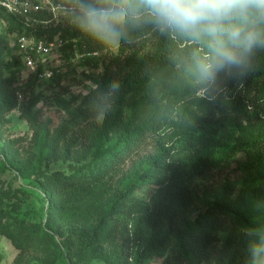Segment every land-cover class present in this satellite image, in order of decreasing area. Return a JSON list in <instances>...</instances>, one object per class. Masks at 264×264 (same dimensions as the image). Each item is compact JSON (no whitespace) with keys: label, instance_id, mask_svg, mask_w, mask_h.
Instances as JSON below:
<instances>
[{"label":"trees","instance_id":"16d2710c","mask_svg":"<svg viewBox=\"0 0 264 264\" xmlns=\"http://www.w3.org/2000/svg\"><path fill=\"white\" fill-rule=\"evenodd\" d=\"M55 2L74 11L65 21L39 26L38 35L59 34L70 49L64 50L63 57L74 55L75 48L88 62L96 61L93 55H98L104 71L97 87L78 106H71L78 95L60 100L71 116L48 141V129L37 126L38 112H33L38 98L28 102L19 98L23 88L17 68H11V63L21 62L19 51L6 61L5 46H1L25 27L0 7L6 25L0 36V132L10 113L20 109L21 117L39 132L40 155L47 159L51 156L44 152L48 143L67 142L70 129L88 128L91 123L97 128L90 136L93 150L88 160L70 163L65 169L41 161L37 173L38 187L50 201L48 226L70 228L60 241L61 256L76 263L96 260L105 264H151L159 257L172 264L170 250L180 249V264H264V82L260 83L264 80V43L243 52L239 65L214 67L203 75L197 62L205 58L212 62L206 39L196 41L162 30L151 17L140 15L120 26L118 46L111 47L81 28V4L99 6L98 0ZM37 17L52 18V14L39 12ZM6 68L11 69L9 75L4 74ZM238 80L245 86L235 94L228 90L230 101L221 98L222 105L233 103L231 108L204 105L202 90L220 82L233 87ZM113 81L119 82L117 90L110 87ZM253 91L261 92L262 99L249 114ZM166 133L173 135L176 144H162L114 192L109 179L115 168L149 136ZM64 151L69 155V148ZM226 152L240 154L244 160L216 179L213 160ZM2 153L14 168L17 162L9 158V150L2 149ZM146 187L153 188L146 196L136 192ZM1 194L15 192L0 193V234L20 252L32 247L46 251L45 227L27 212L4 207Z\"/></svg>","mask_w":264,"mask_h":264},{"label":"rangeland","instance_id":"374dc122","mask_svg":"<svg viewBox=\"0 0 264 264\" xmlns=\"http://www.w3.org/2000/svg\"><path fill=\"white\" fill-rule=\"evenodd\" d=\"M44 6L46 7L45 14L49 15L50 11L52 12L48 8L50 5L44 4ZM70 11L68 13L67 10L58 9L56 10L57 17L52 12L54 22L65 21L66 17L74 10ZM5 27V22L0 18V36L2 32L4 33ZM66 44L64 43L59 51L48 56L44 60V63L41 64L42 67L39 65L37 70H29L21 58L22 63H11V68H17L15 70L19 85L23 88L19 96L20 100L22 102H28L29 100L38 98V104L33 108V112H38L37 126L48 129V141L53 140V137L60 131L63 122L71 116L68 111L62 109L60 100H70L74 95H78L79 99L71 103L73 108L78 106L81 98L89 93L92 88L97 87L98 80L104 71V64L101 60L97 59L98 55H93L96 61L88 62L86 60L87 56L78 52V48H75V53L71 57H63L64 52H69L70 50L65 47ZM1 46H5L3 55L6 61H11L13 56L18 55L15 36H12L9 42H1ZM6 64L5 62V67ZM40 67L42 70H40ZM10 70L6 68L4 74L9 75L11 73ZM233 74L231 72L230 77ZM263 82L264 80L260 81V83ZM244 86V82L239 83V80L233 84V87L223 82L215 84L209 89L202 90L201 96L208 101H204L203 103L204 105H211L219 110L231 108L233 103L222 105V95L230 101V97L228 96L229 91L233 90L235 94ZM249 99L251 101L248 103L250 105V107L248 106V110L249 114H252L255 108H259L257 103L261 102L262 93L253 91ZM9 117V122H7L0 132V193H2V190H11L15 194L11 196L1 194L6 201L4 207L8 209L16 208L22 212H27L29 218L34 217L33 220L35 222L41 223L46 231H48V235L46 236L44 234L45 237L42 241L44 246L48 245V247L46 251H44V247H32L24 252H20L10 239L0 234V264H105L96 260L76 263L61 256L60 241L67 235L70 228L68 226H48L47 209L50 206V201L38 187L41 180L37 176V173L42 169L40 167L41 161H44V165L48 164L51 167L65 169L70 163H75L79 160H88L93 150V145L91 144L92 137L90 138V136L97 128L94 125L91 126V123V127L89 126L88 128L79 126L70 129L67 137L69 140L67 142L61 140L56 145H51L52 142L48 143L44 152H51V156L43 159L39 150V132L36 133L35 128L26 119L21 117L20 109L13 110ZM250 120L253 121V119ZM10 142L13 143L10 145ZM174 143L176 144V139L171 134L166 133L164 135L149 136L140 148L131 155H128L115 168L113 175L109 179V184L113 186V191L117 192L123 182L129 177H132L134 170L146 159L155 156L159 152L162 144L172 146ZM67 148L70 149L69 155H66L64 151ZM2 149L9 150V158L17 162L18 169H15L17 165L14 168L11 167L9 161L5 159ZM230 154L228 152L221 153L214 158L213 171L217 172L216 179H220L227 175L228 172H232L244 160V157L240 154ZM152 190V187H146L140 190L138 189L136 192L141 196H146ZM208 195L211 196V193ZM112 196L113 194L109 198H112ZM222 233V239H224L225 233ZM52 237L56 243H51L53 240L50 238ZM181 256L182 252L180 249L170 250L169 257L172 259V264H180ZM164 260V258L154 257L151 264H166Z\"/></svg>","mask_w":264,"mask_h":264},{"label":"clouds","instance_id":"9594fccd","mask_svg":"<svg viewBox=\"0 0 264 264\" xmlns=\"http://www.w3.org/2000/svg\"><path fill=\"white\" fill-rule=\"evenodd\" d=\"M98 5L81 4V28L111 47L118 46L120 26L140 15L162 30L206 39L212 62H197L203 75L214 67L239 65L243 52L264 43V0H98ZM110 87L117 90L119 82Z\"/></svg>","mask_w":264,"mask_h":264},{"label":"built area","instance_id":"2783aa9c","mask_svg":"<svg viewBox=\"0 0 264 264\" xmlns=\"http://www.w3.org/2000/svg\"><path fill=\"white\" fill-rule=\"evenodd\" d=\"M43 3L50 5L48 8L56 17L58 9L67 10L68 13L73 10L72 7L65 4L56 3L55 0H0V7L16 16L25 27L23 31L15 34V40L22 61L29 70H37L48 56L59 51L60 47L67 43L59 34L52 38L38 35L39 26L46 27L47 24L54 21L51 11L49 15L52 14V18L37 17V13L46 11Z\"/></svg>","mask_w":264,"mask_h":264}]
</instances>
